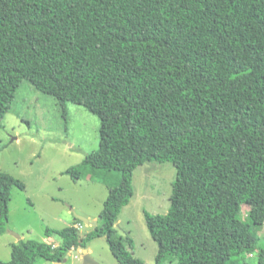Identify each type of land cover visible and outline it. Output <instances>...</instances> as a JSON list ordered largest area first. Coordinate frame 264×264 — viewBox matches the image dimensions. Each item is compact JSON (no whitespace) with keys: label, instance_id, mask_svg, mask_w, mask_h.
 I'll return each instance as SVG.
<instances>
[{"label":"trees","instance_id":"16d2710c","mask_svg":"<svg viewBox=\"0 0 264 264\" xmlns=\"http://www.w3.org/2000/svg\"><path fill=\"white\" fill-rule=\"evenodd\" d=\"M23 79L66 122L67 102L99 117V147L81 164L114 180L100 225L47 228L57 245L20 239L0 264L60 261L96 237L120 264H144L116 224L151 161L174 164L171 206L199 224L178 264H249V253L264 264V0H0V121ZM14 187L25 184L0 172V234ZM144 215L160 264L166 247Z\"/></svg>","mask_w":264,"mask_h":264},{"label":"rangeland","instance_id":"374dc122","mask_svg":"<svg viewBox=\"0 0 264 264\" xmlns=\"http://www.w3.org/2000/svg\"><path fill=\"white\" fill-rule=\"evenodd\" d=\"M66 108L67 122L54 97L23 79L9 111L0 121V172L25 184L24 189H12L6 232L0 234L2 261L10 260L12 245L20 239L44 240L47 228L77 225L75 214L90 217L96 225L101 223L99 215L108 195L103 180L114 178L81 164L86 154L99 147L101 121L77 103L67 102ZM71 166L80 169L79 179L64 172ZM175 178L176 168L171 162H146L134 171V194L123 207L116 227L127 248L144 264H156L159 250L147 227L144 210L151 214L153 227L166 247L160 264H178L199 230L194 217L179 214L171 206ZM245 217L244 208L242 218ZM80 224L82 234L96 226ZM258 233L264 237V225ZM16 235H20V239ZM127 236L133 239L132 249ZM51 238L48 241L55 246L57 239ZM86 248L91 250L88 253L98 264H120L104 237L91 239ZM82 249L70 250L63 264H83ZM244 258L249 264H256L253 253ZM32 264L55 262L37 257Z\"/></svg>","mask_w":264,"mask_h":264},{"label":"water","instance_id":"95a60500","mask_svg":"<svg viewBox=\"0 0 264 264\" xmlns=\"http://www.w3.org/2000/svg\"><path fill=\"white\" fill-rule=\"evenodd\" d=\"M75 218L81 220L85 224H89L91 226L96 225V221L95 220H90L87 217H84L82 215L75 214ZM16 237H17V239H20V235H16ZM82 253H83V256H82L83 264H98L96 261H94L91 258V256L89 255V253H88L86 248L82 249ZM67 258H68V254H66L65 257L62 260L56 261L55 264H63V262H65L67 260Z\"/></svg>","mask_w":264,"mask_h":264},{"label":"crops","instance_id":"0c3cea01","mask_svg":"<svg viewBox=\"0 0 264 264\" xmlns=\"http://www.w3.org/2000/svg\"><path fill=\"white\" fill-rule=\"evenodd\" d=\"M108 188V187H107ZM88 219H91L90 217H87ZM52 238L51 237H46L45 239H44V241H46V242H48L49 243V241L48 240H51ZM17 243V242H16ZM58 244V240H56V245ZM87 249V251L88 252H90L91 250L89 249V248H86Z\"/></svg>","mask_w":264,"mask_h":264},{"label":"built area","instance_id":"2783aa9c","mask_svg":"<svg viewBox=\"0 0 264 264\" xmlns=\"http://www.w3.org/2000/svg\"><path fill=\"white\" fill-rule=\"evenodd\" d=\"M81 226L82 225L80 223H78L77 225H75V227L78 228V229L81 228Z\"/></svg>","mask_w":264,"mask_h":264}]
</instances>
